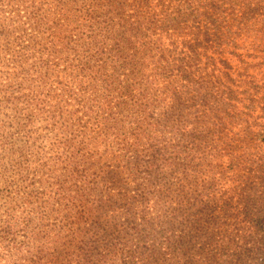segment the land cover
<instances>
[{
  "label": "rangeland",
  "instance_id": "rangeland-1",
  "mask_svg": "<svg viewBox=\"0 0 264 264\" xmlns=\"http://www.w3.org/2000/svg\"><path fill=\"white\" fill-rule=\"evenodd\" d=\"M0 264H264V0H0Z\"/></svg>",
  "mask_w": 264,
  "mask_h": 264
},
{
  "label": "trees",
  "instance_id": "trees-1",
  "mask_svg": "<svg viewBox=\"0 0 264 264\" xmlns=\"http://www.w3.org/2000/svg\"><path fill=\"white\" fill-rule=\"evenodd\" d=\"M262 221V220H261ZM259 222V221H258Z\"/></svg>",
  "mask_w": 264,
  "mask_h": 264
}]
</instances>
